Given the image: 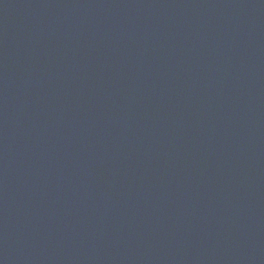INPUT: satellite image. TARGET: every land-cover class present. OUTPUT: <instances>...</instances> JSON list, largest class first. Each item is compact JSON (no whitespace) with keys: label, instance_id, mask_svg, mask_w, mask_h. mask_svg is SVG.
<instances>
[{"label":"water","instance_id":"1","mask_svg":"<svg viewBox=\"0 0 264 264\" xmlns=\"http://www.w3.org/2000/svg\"><path fill=\"white\" fill-rule=\"evenodd\" d=\"M0 264H264V0H0Z\"/></svg>","mask_w":264,"mask_h":264}]
</instances>
